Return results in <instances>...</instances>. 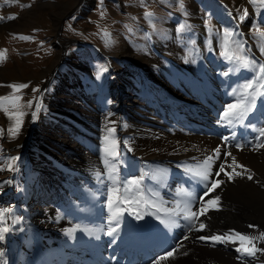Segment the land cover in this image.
<instances>
[{"label":"bare ground","instance_id":"bare-ground-1","mask_svg":"<svg viewBox=\"0 0 264 264\" xmlns=\"http://www.w3.org/2000/svg\"><path fill=\"white\" fill-rule=\"evenodd\" d=\"M190 9L195 16V7L191 5ZM198 19L195 16L194 21ZM195 24L194 27L198 22ZM172 38L169 34L157 43L165 45L162 48L167 56L158 57L159 47L154 52L151 48L150 53L145 49L139 56L125 52L120 57L124 61L115 66L113 74L99 73V86L105 83L111 86L109 97L100 88L93 87L91 90L95 92H91L82 85L80 87L70 73L69 78L73 80L64 84L69 96H55L43 104L35 122L31 120V114L28 116L25 133L19 141L22 145L12 153L8 149L14 143L4 149V152L21 159L27 156V160L25 166L18 161L14 162V170L0 172V199L5 204L0 205V209L12 210L5 217L6 226L11 230L5 233V239L0 240V249L4 253L0 264H152L158 255L164 254V249L175 251L162 264H248L256 259L259 260L253 264H264V253L248 257L237 252L239 240L221 243L195 239L198 235L235 230L257 237L254 240L257 244L260 233L264 232V147H253L264 142V137L258 138L259 131L256 134L257 129L264 128V101L258 98L255 114H248L239 124L229 125L226 121L217 124L224 105L240 98L239 85L245 78L251 79L253 74L241 70L229 76L222 75L233 65L221 57L215 58L212 51L208 55V47H202V52L198 43L197 52H193L182 65L178 61L183 45L174 43ZM70 57L64 50L58 54L54 65L58 76L65 72L63 61ZM136 62L137 65H132ZM136 70L138 73L134 75ZM125 71H132L130 74L135 77L132 90L136 99L130 100L123 90L131 85V81L124 78ZM56 79L54 76L53 80ZM54 82L58 88L64 87L59 80ZM97 90L100 93L95 95ZM90 97L94 100L90 101ZM40 99L44 100V93ZM72 101L75 105L70 103ZM127 109L130 110L128 115L124 114ZM39 119H49L55 125L63 123L65 129H61L63 132L54 129L43 133L37 124ZM109 121H116V124ZM101 123L102 135L96 139L93 135L97 134ZM4 125L0 118V127L5 131ZM243 126L242 134L237 135V129ZM106 127H115L114 135L120 141L119 162L108 164L107 171L102 160L108 158L101 151L102 137L107 135ZM85 137L88 140H84ZM222 137L229 139L225 142ZM125 139L132 151L123 146ZM237 143L241 144L240 149L235 147ZM30 144L31 151L28 150ZM84 148L88 149L86 154ZM214 149H219V156ZM209 157L213 158L212 174L206 182L194 173ZM55 158L59 160L57 163L53 161ZM45 161H51L53 168L47 169L46 166L50 165ZM40 163L46 170H39ZM221 165L224 166L223 172L220 171ZM112 168L117 171L113 173ZM185 169H191V172ZM58 171L67 174L60 176ZM97 172L105 175L98 178ZM225 172L233 173L231 181ZM236 172L242 175L236 176ZM108 173L113 177V186L116 181L143 176L140 184L144 198L155 200L159 214L166 219L168 209H175L177 203L180 208L184 207L185 197L179 189L192 191L204 200L215 196L221 199L216 209H209L199 217L195 227L198 228L202 221L206 225L203 231L188 232L189 224L182 215L177 218L178 227L165 229L154 216H148L146 221L152 228L137 229L130 225L143 222L135 221L125 212L117 234L109 236L106 234L109 213L105 203ZM248 175L253 179L249 180ZM213 179L222 183L205 196L204 190ZM44 181L49 182L47 189L42 187ZM120 191L123 192L122 187ZM8 193L16 195L13 202ZM199 204L198 199L195 210ZM250 224L256 227L250 228ZM67 230L72 234L69 235ZM112 240L116 242L112 243ZM262 243H258L260 248H264ZM157 244L161 246L154 249L152 258L145 260L138 256L137 262H131L134 257V252L130 255L131 249L135 251L137 245Z\"/></svg>","mask_w":264,"mask_h":264},{"label":"rangeland","instance_id":"rangeland-1","mask_svg":"<svg viewBox=\"0 0 264 264\" xmlns=\"http://www.w3.org/2000/svg\"><path fill=\"white\" fill-rule=\"evenodd\" d=\"M180 2L181 0H144L141 5L140 0H0V96H21L16 108H13L8 101H4V107L10 112L22 111L26 113L22 117L23 124L20 133L13 138L7 133V129L13 121L5 115L3 110H0L1 122L5 124L4 136L0 138V145L2 144L3 149L0 152V166H3V170L0 172H7L6 158L15 156L4 152V149H8V144L14 143L8 149L11 153L22 145L19 141L25 133L28 116L35 107L34 104L29 106L27 101L34 98L40 99L43 93V104L47 101L50 102L55 96L68 97L67 91L69 90L66 86L73 80L69 78L70 73L76 77L80 87L84 86L91 92H95L91 90L93 87L94 89L100 88L109 97L111 86L108 83L99 86V73L113 74L116 70L115 66L122 60L124 61L120 57L125 52L139 56V53L144 52L145 49L150 53L151 48L154 52L159 47L158 57L167 56L165 45L159 46L157 43L172 34L174 43L179 44L180 40L185 39V44L182 43V56L178 61L183 65L186 63V59L193 54L194 50L190 43L196 40V33H198V38L195 42L201 45V50L204 52L203 45L205 44L200 40H206V37L209 36L203 23L205 18H209V27L213 30V46H211L215 58L220 57L218 37L215 34L222 33L224 27H232L241 34L240 39L250 49L249 52L257 60L263 59L264 62V56L260 55L258 50L259 45L264 41L251 27L252 24H256L264 31V6L259 2L253 4L249 0H182L188 15H184L179 6ZM191 5L195 7L196 14H194L199 18V21H196L198 22L196 27H194L196 22L194 21L195 16L191 13ZM255 6L258 9H254ZM245 8L248 10V15L241 22L238 16L243 13ZM145 11L154 13L152 24H149L144 18ZM101 12H104L103 16H101ZM133 17L136 19L133 20ZM178 23L185 24L181 35L176 32ZM128 26L131 27V31ZM240 30L243 32L241 33ZM200 33L203 36H200ZM24 37L30 38L25 39ZM63 50L65 55L71 57L63 61L64 75L58 76L54 65L58 61L56 60L58 54ZM194 52H197V48ZM137 64L136 62L132 65ZM131 72L125 71L124 76L131 81V85L123 87L130 100L137 98L132 90L135 77L130 74ZM137 73L136 70L134 75ZM54 76L57 78L56 80H53ZM57 80L63 85H67L58 88L54 82ZM18 83H26L28 87L18 92H13V89L8 87L10 84ZM112 86L115 87L113 83ZM34 87L39 91L33 93L32 88ZM132 92L133 94H131ZM98 93L100 92H96L95 95ZM94 97H90V101H93ZM70 103L75 105L74 101ZM102 105L107 107L105 104ZM132 108H136V106ZM128 112L130 114L129 109L124 114L128 115ZM37 122L43 133L54 129L55 132H63L62 130L65 129L63 123L55 125L49 119H39ZM102 131L103 124L101 123L97 134L93 136L100 139ZM83 139L88 140L86 137ZM28 150L31 151V144L28 146ZM87 151L88 149L84 148V154ZM26 160L27 156L23 159L19 157L18 161L22 166H25ZM53 161L57 163L59 160L55 158ZM41 163L39 170H46ZM44 163L50 165H45L47 169L53 168L51 161ZM63 174L66 172H60V175L64 176ZM86 179L88 180V178ZM42 187L47 189L48 181H44ZM7 195L13 202V197L16 195L14 193ZM0 205L5 206L1 199ZM249 237L252 236L249 235ZM260 242H263L264 245L262 238L257 240V244L253 241L257 248H260L258 245ZM157 246L159 248L161 244H157L154 249H158ZM256 256H259L258 252ZM258 260H253L248 264H253Z\"/></svg>","mask_w":264,"mask_h":264},{"label":"snow or ice","instance_id":"snow-or-ice-1","mask_svg":"<svg viewBox=\"0 0 264 264\" xmlns=\"http://www.w3.org/2000/svg\"><path fill=\"white\" fill-rule=\"evenodd\" d=\"M250 3L259 2L262 6H264V0H249ZM141 5H143L144 0H140ZM180 8L184 12V15H188L186 10L184 9V5L182 0L180 2ZM23 7V5H22ZM104 15V12H101V16ZM248 15V10L245 8L243 13L238 16L239 21L243 22ZM144 18L152 24L154 13L150 11L144 12ZM133 20L136 18L133 17ZM205 30L209 33V36L206 40V46L208 50L213 51L212 45V28L209 27V18H205L204 21ZM251 27L255 29V33L264 41V31L256 25L252 24ZM129 31H131V27L128 26ZM185 28V24L178 23L176 32L178 35L182 34V31ZM216 37H218V47L220 49L219 55L222 59L226 60L233 67L229 71H225L222 73L224 76H229L234 72H240L241 70L249 71L253 74L251 79L245 78L243 83L239 85L240 89V98L236 99L232 103H228L224 105L223 112L219 113L220 119L216 121L217 124L224 123L225 121L231 125L233 123H241L249 113H251L257 106L258 98L261 101H264V62H260L255 58V56L248 55L250 49L247 48V45L240 39V33H237L232 27H224L221 32H217ZM25 39H29L30 37H24ZM259 53L264 56V43L259 45ZM187 62V61H186ZM8 87L13 89V92H18L21 89H25L28 87L26 83H18V84H10ZM38 88H32V92H38ZM236 92V89H233V93ZM21 100V96H0V110L5 112V115L12 120L13 122L7 129V133L11 137H16L21 130L23 120L22 117L26 114L22 111H8L4 107V101H8V103L16 108L18 106V102ZM29 106L35 105L34 110L31 111V120L33 122L36 121L38 117V113L43 110L42 100L39 98L30 99L27 101ZM109 115H111L109 113ZM110 124L115 125L116 121H109ZM251 126V125H248ZM260 136L264 137V128L258 129ZM105 132L107 135L102 137V148L101 151L108 159L102 160V162L106 165L108 164H118L119 162V147L120 141L115 137L116 128L115 127H106ZM4 136V129L0 127V138ZM234 136V134H233ZM222 139L227 142L228 137H222ZM123 146L128 150L132 151V148L129 147V141L125 139L123 141ZM237 149L241 148V144L237 143L235 145ZM255 148L264 147V142H258L253 145ZM3 149L0 147V152ZM219 156V149H214ZM225 155H230L229 153H225ZM211 157L206 158L204 162V166L200 168V170L196 171L194 175L200 178L203 181L209 182V177L212 174L210 172ZM7 160V170L11 171L15 168V163L18 162V156H8ZM240 167H244L240 165ZM0 170H3V166H0ZM116 168H112V172H116ZM187 172H191V169H185ZM220 171H224V166H220ZM219 173H217L218 175ZM228 180L231 181L233 179V173L225 172L224 173ZM105 173L97 172L96 176L98 178L104 176ZM236 176L242 175L240 172L235 173ZM249 180L253 179L251 175L247 177ZM112 175L108 173V183L105 184L107 189V199L105 201L107 209H108V229L107 235L115 236L117 234V229L121 226V220L123 219V214L127 212V214L132 217L137 222L134 225H130L131 227L137 229H151L152 225L147 223L146 217L154 216L157 221H159L160 225H163L165 229H171L173 227H178L177 218L179 216H183V219L188 222V232L195 231H203L206 228L204 222L199 223V227L196 228V223L199 220L201 215H205L209 209H216L218 207V201L221 199L218 196H215L211 199L204 200L203 197H198L192 191H185L179 189L178 191H182L185 197L184 207L180 208L179 203H177V207L175 209H168L167 216L168 218H163L159 214V208L156 204L155 200L145 199L142 194V185L140 181L144 179L143 176H132L124 181H116L115 185H112ZM222 181L219 179H213L210 181V186H206L204 190V195L207 196L208 193H212L216 188L221 185ZM121 187L123 188V192L120 191ZM135 192V195H133ZM199 199L200 204L198 210H195V202ZM143 206V207H142ZM144 209H155L152 212H145ZM11 209H0V240L5 239V233L9 232L11 229L6 226V215H10ZM19 219H23L20 217ZM115 227H112V225ZM249 227H256L255 225H249ZM68 234L71 235V230H67ZM92 233L89 232V235ZM260 238L264 239V232L260 233ZM185 240L188 239V236L185 235ZM196 240L199 241H212V242H221L227 243L234 240H239L240 246L236 249L237 252H242L245 256L255 257L257 252L264 253V248H257L253 243L257 237H249L235 230H229L228 232L220 233V234H210V235H198L195 237ZM115 240H112V243H115ZM183 247V245H179ZM163 255H158L156 259L152 261V264H162L163 261L168 259L173 255V251H168L167 249L162 250ZM3 249H0V257L3 256ZM241 257H237L240 259Z\"/></svg>","mask_w":264,"mask_h":264}]
</instances>
